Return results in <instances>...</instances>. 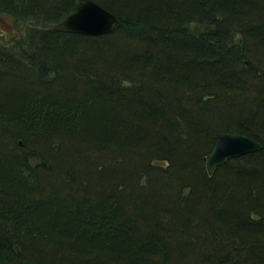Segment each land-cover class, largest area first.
Masks as SVG:
<instances>
[{"label": "trees", "instance_id": "trees-1", "mask_svg": "<svg viewBox=\"0 0 264 264\" xmlns=\"http://www.w3.org/2000/svg\"><path fill=\"white\" fill-rule=\"evenodd\" d=\"M83 1L0 0V264H264V0Z\"/></svg>", "mask_w": 264, "mask_h": 264}, {"label": "water", "instance_id": "water-1", "mask_svg": "<svg viewBox=\"0 0 264 264\" xmlns=\"http://www.w3.org/2000/svg\"><path fill=\"white\" fill-rule=\"evenodd\" d=\"M121 26L118 17L92 0L79 3L74 14L56 26L62 32L81 36L100 37L112 34ZM262 146L254 140L230 131L220 134L207 158V170L210 175L228 161L260 152ZM26 264H32L27 262Z\"/></svg>", "mask_w": 264, "mask_h": 264}, {"label": "rangeland", "instance_id": "rangeland-1", "mask_svg": "<svg viewBox=\"0 0 264 264\" xmlns=\"http://www.w3.org/2000/svg\"><path fill=\"white\" fill-rule=\"evenodd\" d=\"M26 27V22H17L6 15H0V39L2 41L6 42L23 34Z\"/></svg>", "mask_w": 264, "mask_h": 264}, {"label": "bare ground", "instance_id": "bare-ground-1", "mask_svg": "<svg viewBox=\"0 0 264 264\" xmlns=\"http://www.w3.org/2000/svg\"><path fill=\"white\" fill-rule=\"evenodd\" d=\"M100 5V4H99Z\"/></svg>", "mask_w": 264, "mask_h": 264}]
</instances>
